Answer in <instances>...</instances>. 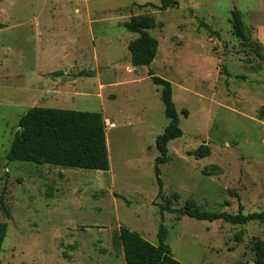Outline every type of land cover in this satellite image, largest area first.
Listing matches in <instances>:
<instances>
[{
    "label": "rangeland",
    "instance_id": "rangeland-1",
    "mask_svg": "<svg viewBox=\"0 0 264 264\" xmlns=\"http://www.w3.org/2000/svg\"><path fill=\"white\" fill-rule=\"evenodd\" d=\"M158 4L0 0V264H125L119 228L156 245L161 224L180 264H264V223L159 209L169 199L174 208L235 213L240 202L244 213L264 211V66L231 22L238 13L255 40L264 0ZM131 18L158 41L148 67L130 63ZM149 70L171 83L182 130L160 166L164 198L154 160L167 119ZM35 106L100 112L109 169L8 161L18 121Z\"/></svg>",
    "mask_w": 264,
    "mask_h": 264
},
{
    "label": "trees",
    "instance_id": "trees-1",
    "mask_svg": "<svg viewBox=\"0 0 264 264\" xmlns=\"http://www.w3.org/2000/svg\"><path fill=\"white\" fill-rule=\"evenodd\" d=\"M149 4H144L147 6ZM178 5V0H160V4L152 5L159 11H165ZM238 14V13H237ZM232 19L234 31L241 39L245 47L264 66V45L257 39L248 36L244 24L236 18ZM124 26L138 37L128 43L130 63L133 67L150 66L154 60L158 41L152 37L145 26L138 23L134 18L124 23ZM206 30L218 35L209 29L206 23H201ZM261 70V66L257 68ZM93 72L83 71L81 75L92 76ZM152 83L159 88L160 100L163 104L164 115L167 125L163 132L156 136L155 146L158 155L154 160V172L158 184V196L164 198L162 193V181L160 179V166L167 163L168 142L182 136L179 126V116L172 100L171 83L159 76L152 70L148 71ZM107 127L100 112L81 111L71 109L47 108L35 106L26 111L18 121V129L15 132L6 159L10 162H31L58 167L78 169H90L107 171L109 169V154L106 137ZM235 193V192H232ZM173 197L178 198L177 194ZM161 204V212L186 215L188 217L213 222L222 220L235 225H243L249 222L264 223V211L259 213H244L243 206L237 203V211H206L197 208L185 207L174 208L168 204ZM0 204L4 208L2 196ZM6 224L0 222V252L6 236ZM167 229L160 225L156 234L157 244L153 245L137 233L121 226L119 238L125 264H180L173 258L171 248L167 244ZM256 249L264 253V241H257ZM258 264V263H257Z\"/></svg>",
    "mask_w": 264,
    "mask_h": 264
},
{
    "label": "crops",
    "instance_id": "crops-1",
    "mask_svg": "<svg viewBox=\"0 0 264 264\" xmlns=\"http://www.w3.org/2000/svg\"><path fill=\"white\" fill-rule=\"evenodd\" d=\"M253 36L264 45V27L261 24L255 25Z\"/></svg>",
    "mask_w": 264,
    "mask_h": 264
}]
</instances>
